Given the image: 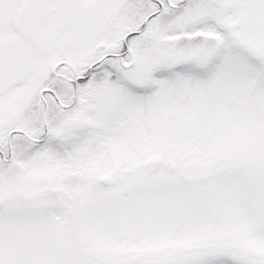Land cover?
I'll return each instance as SVG.
<instances>
[{"label": "snow or ice", "instance_id": "6c2138e0", "mask_svg": "<svg viewBox=\"0 0 264 264\" xmlns=\"http://www.w3.org/2000/svg\"><path fill=\"white\" fill-rule=\"evenodd\" d=\"M0 264H264V0H0Z\"/></svg>", "mask_w": 264, "mask_h": 264}]
</instances>
